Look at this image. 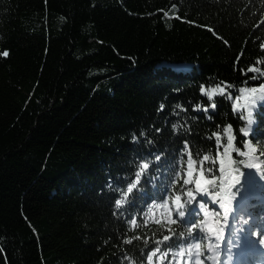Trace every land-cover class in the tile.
Wrapping results in <instances>:
<instances>
[{"label":"trees","instance_id":"obj_1","mask_svg":"<svg viewBox=\"0 0 264 264\" xmlns=\"http://www.w3.org/2000/svg\"><path fill=\"white\" fill-rule=\"evenodd\" d=\"M262 21L264 0H0V52L9 51L0 56V264H148L170 233L152 264H174L181 244L185 252L188 243L205 246L186 225L172 224L168 209H139L146 201L162 205L165 189L183 197L188 155L181 162L178 150L185 141L193 177L203 170L210 193L219 190L221 164L233 176L236 168L248 170L240 162L249 156L237 151L247 152V141L257 149L252 163L264 172V101L252 109L250 127L232 111L241 87L264 84L258 72H240L264 71ZM202 85L206 93L231 87L209 101ZM143 162L149 168L139 191L117 209L109 182L126 191ZM172 169L181 171L174 190ZM247 210L259 218L252 240H261L264 201ZM235 236L242 240L239 228Z\"/></svg>","mask_w":264,"mask_h":264},{"label":"snow or ice","instance_id":"obj_2","mask_svg":"<svg viewBox=\"0 0 264 264\" xmlns=\"http://www.w3.org/2000/svg\"><path fill=\"white\" fill-rule=\"evenodd\" d=\"M173 8L176 7V5H172ZM164 16L168 17V12H164ZM177 19H180L179 16L176 17ZM261 23H264L262 21ZM259 27V25H257ZM209 31H213L211 28L208 29ZM215 35V33H213ZM225 43H227L225 41ZM261 50H264V43L260 44ZM0 56H3L7 58L9 56V51L4 50L3 52H0ZM239 62V57L237 58V63ZM261 62L259 60L256 61V64L259 65ZM235 70V69H234ZM241 75L242 76H247L248 73H259L260 76H264V71H262L260 68L251 66L248 67L246 70L245 69H240ZM249 79L256 80L258 77L256 75H253L249 77ZM247 83V82H245ZM231 87V85H225L224 88H221L219 85H217L216 89H212L209 92H205V89L203 85L201 86L200 92L201 95H207L208 100L212 101L213 99V93L219 90V93L221 95H224L225 89ZM240 95L236 96L233 103H232V111L234 114H238L239 118L241 120H247L249 127L251 126V115H252V109L256 107L257 101H264V84H260L259 88H247V87H241L239 90ZM245 93L248 95L246 96ZM227 99L232 100V96L229 93L227 95ZM245 100L247 103L245 105H241V100ZM211 110L214 112L216 109V104L211 103L209 105ZM209 107H204L202 110L207 113L209 112ZM164 105L161 104L160 109L163 110ZM200 110V106L197 105L196 108L193 109V111H198ZM264 115V114H262ZM208 119H211V116L207 117ZM240 133L243 136H248L249 135V129L248 128H240L239 129ZM232 125L229 124L227 127L224 128V133L228 138V146L231 147L232 142L234 140V136L232 134ZM143 135V133H141ZM213 136L216 138V143H217V154L219 155V148L221 146V141H220V133L216 132L213 133ZM212 137H208V139H211ZM132 141H136V136L133 134L132 136ZM245 147L248 149L247 152H239L238 154L241 156H249V160L247 162L241 161V164H244V166L248 169H252L253 167H258V165H254L252 163L253 160L257 159L255 156H250V153H255L257 151L256 148L252 147L250 143L246 142ZM227 152V149H225ZM181 162H183V156L185 154L188 155V160H187V170L181 169L183 172V176L185 177L183 179V186L181 187V192L183 193V197L179 194H175L172 197H169V192L168 189L164 190V194L161 197V199L164 200V203L162 205H153L152 207H148V203L150 201H146L144 204L143 208H140L139 211L143 214H147L145 212V209H147V212H151L153 208H164L168 209V216L171 219L172 224H184L187 226L186 232L187 235L193 240V241H199V240H208L209 243L207 244L208 251L213 253L212 256L207 257V259L213 260L214 262L218 260L219 258V249H220V242L224 240V231H223V226H221L218 229H214L209 225V217H216V224L220 223V213L218 209H223V216L222 219L224 221V224L226 225L228 223V214L229 212L233 211V207L236 208V210L239 209L240 205V200L236 201L235 206L232 205V200L234 197H240V199H243V193H241V187L244 188L245 192L247 191L248 187L252 184L249 183L251 180L254 183H256V174L252 171H248L247 174H245L243 171H241L239 168L234 169L236 173H238L237 176L232 177V180L234 183H229L225 184L223 182L224 178V169H223V164H221V167L219 169L220 171V180L221 183L219 185V190L215 191L214 193H210L207 187L202 188L201 187V179L200 176H203V170L200 171V173L194 178L193 177V170H192V165L193 161L191 158V154L188 148L187 141L184 142L183 149L178 150ZM261 155H264V153H261ZM157 160L159 157L156 158ZM208 156H204V160H208ZM203 162H201L202 164ZM234 163V162H231ZM149 168V162H143L140 164L138 171L135 174V182H130L127 185L126 191H121L118 184L117 186H113L111 182H109V187L113 189V194L115 198V207L117 209H120V207L127 201V198L129 194L133 193L134 189H138V185L140 183L141 177L143 173L145 172L146 169ZM173 173V180H172V188L173 190L175 189V185L179 183L181 179V171H176L175 169L171 170ZM208 174L211 177V180H208L207 183L211 184L212 189L217 188V184L214 182L216 179V176L213 173L212 169H208ZM241 177H243V181H241ZM261 179H264V175L261 176ZM145 184H151L152 181L151 179L145 178ZM192 184L193 188H187L185 191V188L187 185ZM235 189L233 192L232 190ZM219 197V199H217ZM171 198L172 200V205L171 208H169L168 204V199ZM213 204V205H218V209H214L212 211L209 210L208 205ZM115 214V213H114ZM131 216V212L129 213ZM235 219V217H234ZM159 222V221H157ZM145 223L147 221L145 220ZM131 225L133 228L137 227V222L136 218L134 216L131 217ZM198 230V231H197ZM264 231V230H262ZM174 235L173 233H170V235H165L163 237V241H168L171 239V236ZM250 235V233H249ZM185 236V232L182 231L179 234V238L177 241L173 242V245L169 247V251L172 246H175L177 243L183 240ZM213 236L215 237V242H212ZM248 240V237L245 236ZM136 239H139V237H136ZM163 241H157V248L155 251L151 252L147 256V261L148 264H152L153 256L156 255L157 252L160 251L159 245ZM125 243H132L131 240H125ZM258 242H264V240L261 241H253V243H258ZM147 244V241H145ZM233 247V241L229 239L226 244H225V251L229 253L228 257L226 258L225 264H227V261L231 259V249ZM200 248L201 245L198 242H193V243H188L187 246V252L189 255V258L192 256L193 249L195 250V255H196V261L194 264H200L199 257L201 255L200 253ZM169 251H165L162 253V257H166L169 255ZM186 249L181 246L179 247V252L178 253H172L173 258L177 255L183 256L185 253ZM171 264V262H170Z\"/></svg>","mask_w":264,"mask_h":264},{"label":"rangeland","instance_id":"obj_3","mask_svg":"<svg viewBox=\"0 0 264 264\" xmlns=\"http://www.w3.org/2000/svg\"><path fill=\"white\" fill-rule=\"evenodd\" d=\"M245 95L247 96V94H245ZM246 103L247 102L245 100H243V99L241 100V105L242 106L245 105ZM247 142L250 143V141H247ZM233 148H236V146L234 145ZM192 170H193V174H194V171H195L194 165H192ZM226 177H227L228 180H230L229 183H234V181L232 180V175L231 174H227ZM201 187H204V183H202V181H201ZM241 193L244 194L243 189L241 190ZM171 205H172V201L169 202V208H171ZM245 236H247L248 237V240H249V235L246 233V231H245ZM212 242H214V241H212ZM258 247H259V249L262 252H264V243H262V245L261 244H258ZM205 249H207V252L206 253H203L202 254V250L200 251V253H201V255L199 257L200 264H218L217 260L214 262L213 260L207 259V257L212 256L213 253L209 252L208 251V248H205ZM219 253H220L219 254V257L222 254H224L225 258L228 257V253L225 251V246H223L221 244H220ZM231 259H232V257H231ZM192 260H193V262H192ZM230 260H228V261H230ZM195 261H196V256L194 257V259H191V258H189L188 252H186V253L183 254V256H179L178 259L176 260V262L174 264H194ZM237 264H239V263H237Z\"/></svg>","mask_w":264,"mask_h":264},{"label":"bare ground","instance_id":"obj_4","mask_svg":"<svg viewBox=\"0 0 264 264\" xmlns=\"http://www.w3.org/2000/svg\"><path fill=\"white\" fill-rule=\"evenodd\" d=\"M237 263H238V262H237ZM237 263H236V264H237Z\"/></svg>","mask_w":264,"mask_h":264}]
</instances>
